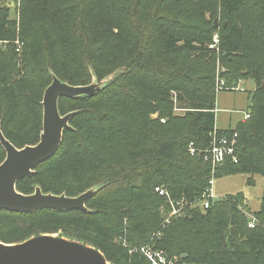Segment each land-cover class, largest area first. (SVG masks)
Here are the masks:
<instances>
[{
    "label": "trees",
    "instance_id": "trees-1",
    "mask_svg": "<svg viewBox=\"0 0 264 264\" xmlns=\"http://www.w3.org/2000/svg\"><path fill=\"white\" fill-rule=\"evenodd\" d=\"M215 33L218 51L209 46ZM0 40L9 41L0 44V125L18 148L40 140L52 72L86 85L93 74L102 80L123 70L94 95L60 98L62 114L76 112L72 128L54 156L17 183L26 194L36 185L68 196L100 187L86 201L89 211L2 209V242L59 233L96 246L113 264H152L130 250L153 242L165 220V199L155 188L195 199L212 178L211 165L189 147L210 144L218 60L226 86L248 79L256 85L250 117L234 128L238 161L220 165L215 179L264 178V0H0ZM19 58L24 74L13 79ZM175 95L178 107L190 110L176 114ZM5 157L0 143V164ZM155 241L180 257L177 264H264V192L258 211L242 193L227 195L206 211L172 219Z\"/></svg>",
    "mask_w": 264,
    "mask_h": 264
},
{
    "label": "water",
    "instance_id": "water-1",
    "mask_svg": "<svg viewBox=\"0 0 264 264\" xmlns=\"http://www.w3.org/2000/svg\"><path fill=\"white\" fill-rule=\"evenodd\" d=\"M219 26V21H214ZM52 74V82L46 88L43 106V129L36 144L22 148L15 146L3 133L0 125V143L6 157L0 164V210L34 212L40 209L89 211L86 201L100 187H92L77 196L66 193L44 192L36 185L32 193L18 190L17 183L35 174V168L50 159L61 146L64 131L72 128L71 118L75 111L62 114L59 100L64 97L94 95L103 90L115 75L99 80L93 76L91 83L73 85ZM0 264H113L96 246L59 233H39L21 242L5 243L0 240Z\"/></svg>",
    "mask_w": 264,
    "mask_h": 264
},
{
    "label": "built area",
    "instance_id": "built-area-1",
    "mask_svg": "<svg viewBox=\"0 0 264 264\" xmlns=\"http://www.w3.org/2000/svg\"><path fill=\"white\" fill-rule=\"evenodd\" d=\"M19 5V0H18ZM7 40H0V44H6ZM16 49L21 54L23 42L18 37L15 41ZM220 35L215 33L213 41L209 45L212 50H219ZM221 67H218L217 72V91H241L243 87L240 82L236 86H226L225 80L221 77ZM250 117V113L246 112L244 120ZM165 122L164 119H162ZM210 144L205 149H199L194 146V143L190 144L189 150L191 155L201 156L203 160L209 163L212 167V178L209 180V185L206 190L197 198L189 199L183 195L179 198H175L171 195L168 189L161 185L155 188V191L165 199V204L160 207V212L165 215V220L161 223L160 229L154 233L153 242L143 245L141 247H133L130 251H140L152 264H177L176 258H171L167 255L165 250L158 247L156 240L160 239L163 230L168 226L172 219L178 217H184L189 214L193 209L206 211L212 205V203L218 198L215 195V172L216 169L224 164L228 159H232L234 162L238 161L239 151V133L233 129H218L216 126L210 132ZM256 223V217H252L249 227H254Z\"/></svg>",
    "mask_w": 264,
    "mask_h": 264
},
{
    "label": "rangeland",
    "instance_id": "rangeland-1",
    "mask_svg": "<svg viewBox=\"0 0 264 264\" xmlns=\"http://www.w3.org/2000/svg\"><path fill=\"white\" fill-rule=\"evenodd\" d=\"M197 1V0H195ZM195 55H198L196 53ZM19 60H21L19 58ZM220 62H217V72ZM223 70V69H221ZM216 72V74H217ZM94 73V71H92ZM123 73V70H117L111 73L110 75H115V77ZM24 74V68L21 62L18 64V71L12 74L13 79H18ZM109 75V76H110ZM94 76V74H93ZM114 77V78H115ZM114 78L108 82V84L114 81ZM104 79V78H103ZM245 80V79H244ZM243 90L241 91H218L217 94V109H216V125L219 127H224L226 123L229 124L230 117H232V124L239 121L240 119L244 121L245 113L247 112V106L249 103V92L255 89V81L248 79L246 81L240 82ZM174 112L176 114L186 113V108L178 107V103L176 100V95L174 96ZM230 111V112H229ZM156 116V115H155ZM22 124V123H21ZM19 125V124H18ZM233 129V128H228ZM264 192V178L261 175H248L244 173H236L232 175L222 176L216 179L215 181V195L218 199H222L227 197V195H233L242 193L245 195L247 199V203L251 212L258 211L262 205V196ZM116 240L123 241L122 236L116 238ZM164 250V249H163ZM166 252V251H165ZM168 254V253H167ZM172 258H176L179 260V256H173Z\"/></svg>",
    "mask_w": 264,
    "mask_h": 264
},
{
    "label": "crops",
    "instance_id": "crops-1",
    "mask_svg": "<svg viewBox=\"0 0 264 264\" xmlns=\"http://www.w3.org/2000/svg\"><path fill=\"white\" fill-rule=\"evenodd\" d=\"M247 82V81H246ZM216 104H217V102H216ZM216 109H217V106H216ZM215 112H216V110H215ZM230 112V111H229ZM232 117H230V122H229V124H225V125H223L224 127H221V126H217L216 125V123H215V126L218 128V129H228V128H235L236 127V125L240 122V121H243V118H242V120L240 119L239 121H237V122H235V124L233 125L232 124Z\"/></svg>",
    "mask_w": 264,
    "mask_h": 264
}]
</instances>
